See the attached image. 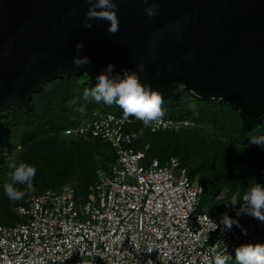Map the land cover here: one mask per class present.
<instances>
[{
    "label": "water",
    "instance_id": "water-1",
    "mask_svg": "<svg viewBox=\"0 0 264 264\" xmlns=\"http://www.w3.org/2000/svg\"><path fill=\"white\" fill-rule=\"evenodd\" d=\"M119 30L92 19L86 0H0V118L56 78L95 77L114 65L136 71L162 99L175 87L238 110L249 128L264 119V0H114ZM158 15L145 13L151 3ZM75 13L71 15V13ZM90 63L72 62L76 45ZM138 64L145 70L139 72ZM86 73V74H85Z\"/></svg>",
    "mask_w": 264,
    "mask_h": 264
},
{
    "label": "built area",
    "instance_id": "built-area-1",
    "mask_svg": "<svg viewBox=\"0 0 264 264\" xmlns=\"http://www.w3.org/2000/svg\"><path fill=\"white\" fill-rule=\"evenodd\" d=\"M130 120L94 111L64 131L106 141L116 159L98 171L85 202L72 186L31 196L17 209L23 222L0 226V264H214L217 255L229 258L239 246L264 240V223L248 215L236 217L247 234L236 225L222 232L220 215L235 217L232 206L203 211L202 186L176 158L146 161L134 145L141 131L128 129ZM188 124L160 118L152 127Z\"/></svg>",
    "mask_w": 264,
    "mask_h": 264
},
{
    "label": "trees",
    "instance_id": "trees-1",
    "mask_svg": "<svg viewBox=\"0 0 264 264\" xmlns=\"http://www.w3.org/2000/svg\"><path fill=\"white\" fill-rule=\"evenodd\" d=\"M86 80L85 75L56 78L32 95L29 107L12 106L0 118V226L23 222L17 209L47 190L72 186L76 198L87 201L98 171L115 161V151L106 141L64 133L94 111L123 116L115 104L81 98L70 106L68 101L82 97L85 87H93ZM175 94L162 99L161 119L189 122L179 130H154L129 116L128 129L141 131L134 145L145 151L146 161L178 159L190 179L202 186V210L212 214L229 205L233 192L239 191L242 197L252 184L264 185V150L249 143V137L264 135V119L246 128L238 110L226 103L200 99L182 85L175 87ZM11 159L36 168L31 187L16 186L26 193L20 201L9 200L3 189L12 171L7 166ZM226 264H236L235 253Z\"/></svg>",
    "mask_w": 264,
    "mask_h": 264
},
{
    "label": "clouds",
    "instance_id": "clouds-1",
    "mask_svg": "<svg viewBox=\"0 0 264 264\" xmlns=\"http://www.w3.org/2000/svg\"><path fill=\"white\" fill-rule=\"evenodd\" d=\"M88 11L85 14L84 27L91 29L92 19H103L108 22V32L116 33L119 30V22L117 19V4L114 0H86ZM147 3V0H145ZM159 5L155 2L145 8L148 17L158 15ZM75 13H71L74 15ZM84 47L83 42L76 45L77 55L73 57L72 62L75 67L90 63L88 57H80L79 51ZM114 65L109 63L107 67L99 75L95 77L94 87H85L82 97H76L68 101V104L74 105L81 98L85 102L94 101L97 104L103 103L107 106L118 105L123 110V118L127 119L133 116L135 119L142 121L145 127H150L157 122L162 116L161 109L162 95L150 88L149 85L141 82L136 71L131 69H122V73L113 74ZM139 72L145 70L144 64H138ZM86 74V73H85ZM249 143L255 144L264 150V135L249 137ZM10 171L8 179L3 185L4 193L9 200L20 201L26 193L19 190L17 185L32 186L33 178L36 175V168L26 163L17 165L14 159L8 161L7 164ZM235 211V217H230L228 212L220 215L219 225L221 231L231 230L233 225L240 227L244 234V229L236 217L248 215L257 221L264 223V185L254 183L241 197L239 191L233 192L229 203ZM239 205L237 208L236 206ZM214 225L213 230L218 227L216 222L211 220ZM227 256L217 255L214 258V264H226ZM236 264H264V244H243L235 250Z\"/></svg>",
    "mask_w": 264,
    "mask_h": 264
},
{
    "label": "rangeland",
    "instance_id": "rangeland-1",
    "mask_svg": "<svg viewBox=\"0 0 264 264\" xmlns=\"http://www.w3.org/2000/svg\"><path fill=\"white\" fill-rule=\"evenodd\" d=\"M259 244H264V240H262V242H260ZM232 255V254H231ZM231 255L229 257H231Z\"/></svg>",
    "mask_w": 264,
    "mask_h": 264
}]
</instances>
